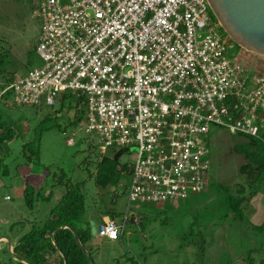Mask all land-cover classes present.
<instances>
[{
	"label": "built area",
	"instance_id": "2783aa9c",
	"mask_svg": "<svg viewBox=\"0 0 264 264\" xmlns=\"http://www.w3.org/2000/svg\"><path fill=\"white\" fill-rule=\"evenodd\" d=\"M36 13L43 64L0 81V101L53 106L72 93L102 153L136 150L127 213L103 222L101 237L140 222L133 204L207 187L212 125L264 140V74L229 58L208 0H39Z\"/></svg>",
	"mask_w": 264,
	"mask_h": 264
},
{
	"label": "rangeland",
	"instance_id": "374dc122",
	"mask_svg": "<svg viewBox=\"0 0 264 264\" xmlns=\"http://www.w3.org/2000/svg\"><path fill=\"white\" fill-rule=\"evenodd\" d=\"M38 4L39 0H0L1 80L20 77L43 64L36 52L42 25L36 13ZM220 31L230 39L223 27ZM230 41L229 58L250 73L263 75L264 56ZM69 103L66 99L62 108L60 101L55 106L17 105L11 99L0 102L5 126L12 125L16 134L7 149L10 175L0 181L1 236L7 226L21 220L14 233L28 231L31 220L36 217L39 222L49 215L68 185L79 184L91 212L85 220L91 222L92 241L99 247L100 257L94 254L96 264H246L250 253L255 264L264 263V183L249 187L253 178L243 169L254 160L239 151L244 146L252 152L253 138L212 125L207 187L187 199L133 204L140 222H127L124 242L114 241L99 235L102 214L114 210L120 221L127 213L128 186L137 153L121 148L102 153L97 135L85 131V118L73 125L83 113L75 102ZM70 137L75 140L72 145L68 143ZM30 141L40 145L42 164L18 166L25 160L24 144ZM105 156L117 162L121 178L116 186L104 187L97 182L99 164ZM126 165L128 171H124ZM28 186L36 190L33 197L40 198L34 213L25 202ZM243 187L249 199L239 210L237 204L243 194L238 189ZM256 187L259 193L250 199V188ZM50 193L51 199H43ZM5 196L11 198L6 200ZM12 211H23L30 217L14 219L10 217ZM0 243V260L8 259L11 252L6 239Z\"/></svg>",
	"mask_w": 264,
	"mask_h": 264
},
{
	"label": "trees",
	"instance_id": "16d2710c",
	"mask_svg": "<svg viewBox=\"0 0 264 264\" xmlns=\"http://www.w3.org/2000/svg\"><path fill=\"white\" fill-rule=\"evenodd\" d=\"M213 16L215 18L214 14ZM16 78L17 77L14 76L4 77L2 80L0 79V81L9 84ZM66 93L63 94V96H60L58 101H60L62 108L66 105V99L70 100L71 104L72 102H75V105L79 107L83 115L82 117L78 116L77 119L72 122L73 125H77L87 116L85 101L72 93ZM3 113L2 109H0V181L4 177L10 175L9 167L6 163L9 156V151L7 149L9 147V143L16 136L12 125L5 126L4 122L6 121V118ZM252 141L254 146V150H252V152L248 151V149L244 148V146H241L239 149L240 152L251 155L254 160L252 164L247 165L243 169L253 178L249 187L252 184L261 186L262 183H264V140L253 138ZM261 144L263 145L261 146ZM39 146L40 145L35 146L33 141L25 143L23 150L25 160L24 163L19 164L18 166L33 163L42 164ZM6 150L8 152H6ZM2 166L5 167L2 169ZM128 169V165H126L124 171H128ZM120 178V171L118 170L117 162L107 156L103 157L100 161L97 173L98 184L104 187H108L111 184L116 186L120 183ZM250 189L251 199V197L253 198L258 195L259 192L257 187L255 189ZM238 190L241 194H243L239 198V203L237 204L238 209L240 210L241 205L246 202L249 197L245 193L246 190L244 187ZM35 191L36 190L33 187L28 186L24 192L26 205L32 212L37 207L38 201L40 200L39 196L33 197L32 194H34ZM40 194L41 192H39V195ZM51 198L52 193L48 196H43V199ZM85 199L86 194L83 192L81 185H68L67 191L59 198L56 205L53 206L50 214L42 221L31 222V227H29L28 231H22V233L18 235L20 237L15 243H13L14 253L18 256V258L10 254L8 259L0 260V264H27L24 261L29 264H66L65 259H67L68 264H92L90 258L83 249V246H86L90 251L96 264L94 257L95 252L89 246L93 235L91 231V222L89 220H85L86 218L88 219V215L91 214V212H89L86 208ZM94 213L97 214L98 212L95 211ZM103 214L110 215L112 217L116 216L114 210L103 211ZM21 221L13 223L12 228H14L17 223H23ZM64 225H69L72 229L64 228L62 231L55 234V232ZM75 233L78 235L79 240L76 238ZM53 234H55L54 237ZM124 235L125 233L123 232L118 240L124 242ZM12 239L14 241L15 237L12 236ZM246 264H255L251 253L248 256Z\"/></svg>",
	"mask_w": 264,
	"mask_h": 264
},
{
	"label": "water",
	"instance_id": "95a60500",
	"mask_svg": "<svg viewBox=\"0 0 264 264\" xmlns=\"http://www.w3.org/2000/svg\"><path fill=\"white\" fill-rule=\"evenodd\" d=\"M208 2L216 19L234 42L248 52L264 56V0H208ZM64 228H71V226L64 225L55 234ZM75 235L79 240L78 235L76 233ZM4 239L7 241L11 254L18 258L14 253L10 236H0V240ZM83 249L92 264H95L87 247L83 246ZM65 262L68 264L67 259Z\"/></svg>",
	"mask_w": 264,
	"mask_h": 264
},
{
	"label": "crops",
	"instance_id": "0c3cea01",
	"mask_svg": "<svg viewBox=\"0 0 264 264\" xmlns=\"http://www.w3.org/2000/svg\"><path fill=\"white\" fill-rule=\"evenodd\" d=\"M62 197V196H61ZM5 199H6V196H5ZM6 200H8V199H6ZM58 200H59V198H58ZM26 202V201H25ZM15 210V209H14ZM26 210V209H25ZM51 212V211H50ZM50 212H49V214H50ZM33 213H34V211H33ZM33 213H31V215H33ZM11 218H14V219H16L17 217H19L20 219H24L25 217H30V214H25V213H23V211H15V213H14V211H12L11 212V216H10ZM102 217H103V219H102V223L103 222H105V221H107V220H109L110 218H115V217H112V216H110V215H105V214H102ZM9 218V217H8ZM38 218H36L35 217V220H31L30 221V224H31V222H34V221H38L37 220ZM116 219V218H115ZM101 223V224H102ZM12 226H13V224H11L10 226H7L6 227V230L4 231L5 232V235H8V236H10V238L12 239V236L13 237H15V239H14V241H13V239H12V241H13V243H15L17 240H18V238L20 237V236H18L16 233H14V231H13V228H12ZM5 228V227H4ZM3 228V229H4ZM1 236V235H0ZM92 240H93V238H92ZM91 240V242H90V244H89V246L93 249V251L95 252V253H97L98 252V250H99V247L97 246V242H96V244H94V242ZM1 244V243H0ZM117 252V251H116ZM94 253V254H95ZM94 257H95V255H94ZM97 257H100V254L99 253H97Z\"/></svg>",
	"mask_w": 264,
	"mask_h": 264
},
{
	"label": "snow or ice",
	"instance_id": "6c2138e0",
	"mask_svg": "<svg viewBox=\"0 0 264 264\" xmlns=\"http://www.w3.org/2000/svg\"><path fill=\"white\" fill-rule=\"evenodd\" d=\"M113 236L115 235V233L112 234Z\"/></svg>",
	"mask_w": 264,
	"mask_h": 264
}]
</instances>
